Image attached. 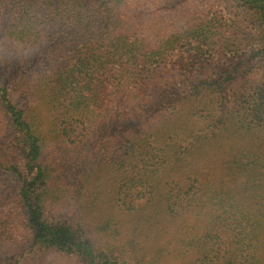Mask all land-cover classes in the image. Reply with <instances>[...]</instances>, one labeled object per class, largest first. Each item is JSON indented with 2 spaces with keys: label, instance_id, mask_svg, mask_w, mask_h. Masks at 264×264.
Here are the masks:
<instances>
[{
  "label": "trees",
  "instance_id": "trees-1",
  "mask_svg": "<svg viewBox=\"0 0 264 264\" xmlns=\"http://www.w3.org/2000/svg\"><path fill=\"white\" fill-rule=\"evenodd\" d=\"M1 174L0 264H264V0H0Z\"/></svg>",
  "mask_w": 264,
  "mask_h": 264
},
{
  "label": "rangeland",
  "instance_id": "rangeland-1",
  "mask_svg": "<svg viewBox=\"0 0 264 264\" xmlns=\"http://www.w3.org/2000/svg\"><path fill=\"white\" fill-rule=\"evenodd\" d=\"M47 141H50V140H47ZM47 145H49V144H47ZM60 148H62V147H60ZM68 153H67V156L64 158V161L66 162V165H67L66 168L64 169L65 170L64 171V177H65V182L68 186H74V185L79 183V177H80L81 170L78 167L80 166V164L79 165L75 164L74 166H72L71 160L73 157L70 154V152H68ZM62 154H64V150H60V155H62ZM74 154L75 155H73V156H78L80 154V151L78 150ZM68 158L71 160L69 161ZM72 161H74V160H72ZM0 180L4 183L8 184V185L12 184V180H11L10 176H8V175L1 174ZM69 217L70 216H66L65 218L68 219ZM70 218L73 219V217H70ZM98 241L100 242L101 245H104V243H107V241H108L107 244L113 245V246H111V249L114 248V246L121 244L125 250L124 254L125 253L128 255L131 254L132 250L124 244V241L121 238H117V240L113 241V240H107L105 237L98 235ZM123 248H120L118 250L122 251ZM114 251H116V250H114ZM141 254H142V252L139 253L137 251L135 257L140 259ZM147 261H148V258H147ZM49 262H50V264H52V263L58 264V262H56L54 259H51V261H49ZM158 262H159V264H182V262L177 258V256H175L173 254L171 256H169L168 253H164ZM59 264H64V263L60 262Z\"/></svg>",
  "mask_w": 264,
  "mask_h": 264
}]
</instances>
